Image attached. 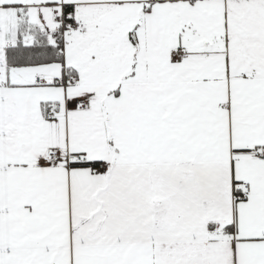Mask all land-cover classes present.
<instances>
[{
	"label": "snow or ice",
	"instance_id": "snow-or-ice-1",
	"mask_svg": "<svg viewBox=\"0 0 264 264\" xmlns=\"http://www.w3.org/2000/svg\"><path fill=\"white\" fill-rule=\"evenodd\" d=\"M0 264H264V0H0Z\"/></svg>",
	"mask_w": 264,
	"mask_h": 264
}]
</instances>
